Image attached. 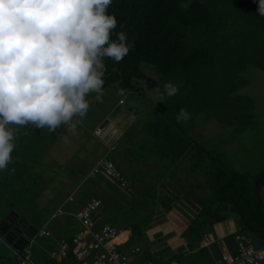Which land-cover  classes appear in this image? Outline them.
<instances>
[{
	"label": "trees",
	"instance_id": "16d2710c",
	"mask_svg": "<svg viewBox=\"0 0 264 264\" xmlns=\"http://www.w3.org/2000/svg\"><path fill=\"white\" fill-rule=\"evenodd\" d=\"M256 9L253 0H113L108 9L118 21L112 38L123 31L135 47L120 63L105 58L104 83L133 91L135 80L145 79L140 69L144 63L158 78L161 91L167 82L182 85L164 103H159L158 94L151 101L152 115L140 129L135 150L142 161L156 157L185 168L195 191L209 192L207 202L199 195L196 202L185 204L194 215L184 232L192 241L190 247L202 256L208 255L205 247H198L203 229L223 220L227 211L235 217L236 233L252 244L247 231L258 239L259 246L264 245V166L256 173L229 169L222 152L193 137L192 124L194 117L213 119L239 131L254 121L253 98L238 90L247 84L242 76L246 69L264 71V17ZM180 108L191 115L186 123L176 121ZM125 180L124 191L135 192L134 180L128 176ZM99 183L91 181L87 191ZM111 187L103 186L93 197L101 200L98 227L106 222H127L131 238L146 241L147 246L144 226L152 212L138 222L135 219L138 207L146 205L148 198L154 206L153 195L138 189L136 194L141 197L134 200ZM71 259L83 264L71 250L60 261L48 257L44 262L68 264Z\"/></svg>",
	"mask_w": 264,
	"mask_h": 264
},
{
	"label": "rangeland",
	"instance_id": "374dc122",
	"mask_svg": "<svg viewBox=\"0 0 264 264\" xmlns=\"http://www.w3.org/2000/svg\"><path fill=\"white\" fill-rule=\"evenodd\" d=\"M140 69L145 73V79L135 80V90L121 92L115 84L104 83L102 103L95 102V93L90 94V108L75 133L64 126L56 131L35 129L32 126L16 131L12 162L7 169L0 171V213L13 212L37 230H49L50 236H36L31 241L30 248L35 261L45 260L51 252L56 254L58 239L68 240L77 230L76 221L70 216L76 204L74 201L98 196L103 186L112 185L111 179L103 174L89 175L99 157L106 156L112 160L124 176L132 179L138 177L140 189L147 195H153L154 206L151 204L152 199L148 198L146 205L143 203L138 207L137 222L154 211L157 201L162 202L159 203L162 206L171 204L170 201L178 197L180 203L173 206H176V211L182 212L187 209L185 204L196 202L198 197L201 196L206 202L210 198L208 191H195V184L186 177L185 168L170 165L166 161L160 162L156 157L147 161L137 157L136 138L142 125L152 115L151 101L157 96L152 90L160 87L158 78L148 65L141 63ZM242 76L247 84L238 93L253 98L254 121L237 131L213 119L194 117L193 137L206 147L222 152L229 169L256 173L264 166V71L249 67ZM97 125L104 126L99 136L93 134ZM110 145H113V149H110ZM91 181L101 184L87 191ZM159 183L171 188L172 199L165 191L158 197L159 190H164ZM69 196L73 199L70 202ZM140 197L135 195L134 200ZM58 207H62L64 213L53 217ZM225 215L234 220V226L238 229L234 215L230 211L225 212ZM106 223L117 224L115 221ZM123 226L129 228V223L125 222ZM245 233L254 246H259L255 236L247 231ZM136 243L130 237L124 252L130 253ZM140 244L143 249L136 254V258L148 257L146 241H140ZM70 263L77 264L72 259ZM0 264H18L13 251L1 240Z\"/></svg>",
	"mask_w": 264,
	"mask_h": 264
},
{
	"label": "clouds",
	"instance_id": "9594fccd",
	"mask_svg": "<svg viewBox=\"0 0 264 264\" xmlns=\"http://www.w3.org/2000/svg\"><path fill=\"white\" fill-rule=\"evenodd\" d=\"M253 2L264 17V0ZM112 3L0 0V171L12 162L19 128L64 126L75 133L90 108L89 95L103 102L105 58L120 63L135 47L123 31L112 38L118 26L108 13ZM181 86L167 82L163 91H152L164 103ZM190 118L186 108L176 115L177 123Z\"/></svg>",
	"mask_w": 264,
	"mask_h": 264
},
{
	"label": "built area",
	"instance_id": "2783aa9c",
	"mask_svg": "<svg viewBox=\"0 0 264 264\" xmlns=\"http://www.w3.org/2000/svg\"><path fill=\"white\" fill-rule=\"evenodd\" d=\"M104 130L103 125H97L93 129V134L99 136ZM113 149V145H110ZM103 174L111 179L119 188L125 189L127 181L124 179L121 171L116 168L112 160L106 156L97 158L89 175ZM69 196L68 201H72ZM101 200L99 198H91L81 208L73 213L82 226V228L74 233L70 241L61 240L58 246L57 258L63 259L67 256L69 250L80 261L86 264H133L131 254L140 251L138 246L133 247L130 253L121 251L114 239L122 232L113 225L104 223L97 229L96 221L101 220L100 216ZM62 207H58L53 216L63 214ZM49 231L41 228L37 231V236H49ZM236 251L234 253L223 252L217 259V264H262L264 262V245L254 246L250 242L245 241L239 233L234 234ZM31 240L28 241L20 250L12 251L18 264H50L39 263L32 258ZM212 242L210 236L205 235L201 241L202 246L209 245ZM141 264H153L151 260H145Z\"/></svg>",
	"mask_w": 264,
	"mask_h": 264
},
{
	"label": "crops",
	"instance_id": "0c3cea01",
	"mask_svg": "<svg viewBox=\"0 0 264 264\" xmlns=\"http://www.w3.org/2000/svg\"><path fill=\"white\" fill-rule=\"evenodd\" d=\"M137 178L135 177L133 179L135 185V190H134L135 192L133 193H131L130 191L123 192L124 189L123 190L121 189L120 191V188L112 180H111L112 185L109 186L108 190H110L112 188L111 186H113L116 187L124 197L133 198L136 194V190L140 189L139 179ZM159 186L163 187L164 190H159L158 193L159 196L158 195L157 196L160 197V194H162L165 191L166 193L169 194L168 196H170V198L172 199L173 192L171 188L168 187V185L167 186L162 185V183L161 184L159 183ZM173 199L175 200L174 201L171 200L170 201L171 204H165V205L163 204L162 206L159 204L162 202L157 201V204L155 205V209L152 212V216L149 219V222L144 226V231L147 238L146 247L149 255L146 258H136V254L142 252L143 245L140 243L134 244V247L138 246L140 248V251L136 254L130 253L132 256L133 264H141L145 260H151L153 264H217V259L219 258L221 253L223 252L234 253L236 251V244H235L234 236H232V234L238 229L234 226V220L232 218H226V217L221 221L209 225L208 227H206L207 232L205 233L203 232V236L199 242L198 247H205L208 253L207 256H202L201 254L198 253V251H196V248L195 249L191 248L190 244L192 241L187 239V236L185 235L184 231H187V226L191 221V219H193L194 214L192 211H188V209L184 211L182 210V212L181 210L176 211L175 210L176 206L173 205L179 204L180 201L178 197L177 198L174 197ZM86 201H88V199L84 197L74 201L76 202V204L73 207L72 212L70 213V216L74 218V220L76 221L75 226L77 227V230H75L74 233L79 231L82 228V226L79 220L75 218L73 213L76 212L79 208H81ZM100 216H101V209H100ZM121 223L122 222L118 220L117 224L114 225L123 228L122 232L119 235H117L116 238L114 239V242L121 251H124L127 248V242L128 239H130L131 237V232L129 228H125ZM99 224L100 223L96 222L95 226L98 227ZM205 235L210 236L212 242L209 245L202 246L201 241L204 239ZM61 240H67V239L59 238L58 242L60 243ZM49 257L54 258L56 261L61 260L57 258V253L52 254L51 252ZM45 260H42L39 263H43ZM82 263L86 264L85 262ZM262 264H264V262Z\"/></svg>",
	"mask_w": 264,
	"mask_h": 264
},
{
	"label": "water",
	"instance_id": "95a60500",
	"mask_svg": "<svg viewBox=\"0 0 264 264\" xmlns=\"http://www.w3.org/2000/svg\"><path fill=\"white\" fill-rule=\"evenodd\" d=\"M11 215L17 219L15 224L10 220ZM37 231L27 220L13 212L0 213V240L6 246L20 250L36 236ZM203 232H207V228Z\"/></svg>",
	"mask_w": 264,
	"mask_h": 264
},
{
	"label": "flooded vegetation",
	"instance_id": "af4514ba",
	"mask_svg": "<svg viewBox=\"0 0 264 264\" xmlns=\"http://www.w3.org/2000/svg\"><path fill=\"white\" fill-rule=\"evenodd\" d=\"M6 213H8V212H6ZM10 220L15 224L16 223V221H17V219H15V217L14 216H12L11 215V217H10Z\"/></svg>",
	"mask_w": 264,
	"mask_h": 264
}]
</instances>
